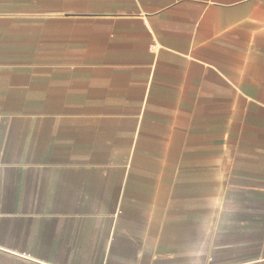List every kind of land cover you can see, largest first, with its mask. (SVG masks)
<instances>
[{
	"label": "crops",
	"instance_id": "obj_1",
	"mask_svg": "<svg viewBox=\"0 0 264 264\" xmlns=\"http://www.w3.org/2000/svg\"><path fill=\"white\" fill-rule=\"evenodd\" d=\"M33 264H264V0H0V249Z\"/></svg>",
	"mask_w": 264,
	"mask_h": 264
},
{
	"label": "rangeland",
	"instance_id": "obj_2",
	"mask_svg": "<svg viewBox=\"0 0 264 264\" xmlns=\"http://www.w3.org/2000/svg\"><path fill=\"white\" fill-rule=\"evenodd\" d=\"M32 249H0V264H33L29 254Z\"/></svg>",
	"mask_w": 264,
	"mask_h": 264
}]
</instances>
